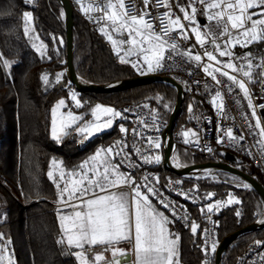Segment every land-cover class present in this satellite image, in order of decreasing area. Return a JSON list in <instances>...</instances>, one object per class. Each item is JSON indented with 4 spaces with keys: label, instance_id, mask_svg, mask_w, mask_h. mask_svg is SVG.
<instances>
[{
    "label": "snow or ice",
    "instance_id": "1",
    "mask_svg": "<svg viewBox=\"0 0 264 264\" xmlns=\"http://www.w3.org/2000/svg\"><path fill=\"white\" fill-rule=\"evenodd\" d=\"M24 2L30 5L34 0H24ZM78 4L89 19H95L102 24L100 33L111 43L119 62L131 63L141 75L163 68L166 60L180 57L186 63H194L196 67L201 68L217 85L221 83L217 74L226 77L227 81L231 82L230 85H226L230 91L238 88L243 98L247 100V107L252 110L251 116L255 118L254 127L260 129L259 135L264 137V128L261 127V121L255 111L256 107L264 109V104L253 105L252 93L245 82L253 81L256 69H259L257 74L260 79L264 80V58L253 64L255 56L252 52L237 56L233 51L236 46L249 47L253 43L264 42V0H185L183 4L179 0H141L139 6L136 0H98V2L89 0L87 5L78 0ZM197 5L201 7L198 9ZM161 9L164 11H160ZM174 9L182 13V16ZM93 11L102 15L92 17L90 13ZM198 14L205 17V25L198 24L196 20ZM32 21L31 12L24 11L22 23L25 35L34 32L30 27ZM182 21L188 22L187 25ZM213 21L219 31H212L209 27V23ZM202 28L208 31H202ZM189 31L195 37V44L184 48L182 42L190 39ZM59 43L62 44L63 41ZM196 45L204 49L203 53L193 51ZM44 47L41 44L37 50L42 51ZM219 57L228 59L221 60ZM203 58H206L207 63L203 62ZM234 59L243 63L238 66L233 62ZM7 67L9 62L0 54V68ZM230 73H239L244 79H238L236 75ZM62 75L61 73L55 77L56 83H60ZM42 80L46 85L48 84L47 74L42 76ZM211 87L206 84L209 92ZM71 99L75 101L77 108L81 107V102L75 93H72ZM211 103L221 117L228 118L219 89L212 96ZM236 103L239 104L240 101L237 100ZM67 107L65 99H60L51 109V138L58 144L69 134L65 129H72L87 140L95 133L112 128L115 118H128L112 107H102L97 104L91 109L92 121L81 124L84 117L69 110L66 114L60 115L58 129V113L62 108ZM144 107L148 108L149 105L145 104ZM167 107L161 105V109ZM159 111V109H151L150 113L146 114L147 121L144 117L137 118L141 128L131 130L133 137L131 146L126 139H121L107 148L98 149L90 157L91 163L85 161L79 165V171L73 170L67 173L59 171L58 179L53 171L47 173L58 189L57 203L72 209L63 214L59 211L57 213L62 233L57 243H66L68 249H75L76 251L68 254L74 255L78 264H178L176 246L180 237L172 233L168 225L180 220L186 221L184 226L190 227L193 236L197 235L200 226L196 222L187 223L188 217L180 215L178 211L181 207L179 202L164 199L155 187L153 180L158 183V177L144 175L142 181H137L133 175L135 170L162 163V155L156 151L162 147L161 138L158 135L145 136L141 130L147 128L154 132L160 131L162 118ZM191 111L190 106L189 112ZM252 127L253 125L250 124V128ZM119 131L123 134L129 132L124 125L119 126ZM217 131L221 133L217 137L218 144L224 145L227 142L228 146L235 147L237 151L252 155L251 147L255 145L249 146L243 134L237 138L231 128L224 129L220 126H217ZM181 135L185 145L199 147L200 137L197 132L185 130ZM190 135L193 137L192 140L188 139ZM137 141H146V147L143 150L137 147ZM257 143L260 154L264 155V139ZM205 150L209 153L213 151L210 147ZM133 154L139 157V162L132 159ZM173 160L175 167L182 166L175 158ZM52 163L57 165L58 162L54 160ZM261 166L264 167V163ZM122 167L133 171H121ZM59 181L64 182L63 187ZM175 183L179 185L181 181L177 180ZM121 186L130 188L131 193L120 191ZM238 186L249 187L247 183ZM174 191L184 200L190 198L189 194L181 189ZM197 192L198 189L192 190L193 203L197 198ZM150 197L156 198L165 209H169L172 219L163 212L157 211L152 206ZM207 199L211 200L212 194H208ZM227 203L239 204L241 201L230 197ZM213 204L215 202L207 205L206 209L201 207L200 211L213 213L216 210ZM183 207L186 208V205ZM216 207L219 205L217 204ZM236 214L240 215L239 212ZM202 231L205 240L201 248L207 253L211 233L208 229ZM5 239L0 233V264H13L12 254L9 252L11 241L5 243ZM124 241L132 244L131 252L119 247ZM259 244L260 242H257L258 246ZM210 250L215 253V240H212ZM6 253L7 260H5ZM107 254H110V257ZM132 254L135 256L134 260L130 259Z\"/></svg>",
    "mask_w": 264,
    "mask_h": 264
},
{
    "label": "trees",
    "instance_id": "2",
    "mask_svg": "<svg viewBox=\"0 0 264 264\" xmlns=\"http://www.w3.org/2000/svg\"><path fill=\"white\" fill-rule=\"evenodd\" d=\"M71 5L73 66L77 77L83 82L100 85L138 76L130 64L119 62L106 37L82 18L76 5ZM24 11L32 14L34 31L45 46L44 54L33 49L23 32ZM249 49L264 55V42L253 43ZM65 50L63 10L56 0H34L30 5L24 0H0V54L9 62V67L0 68V233L11 241L15 264H78L75 256L68 254L76 250L68 249L66 243H57L62 236L55 207L58 189L47 173L54 160L66 170H73L104 139L112 137V140L118 134L116 124L82 145L69 134L59 144L52 140L51 109L60 99L69 104L68 91L74 89L65 74ZM61 73V81L56 83L55 77ZM44 74L48 76L47 85L42 80ZM77 95L82 104L76 111L84 117L81 124L92 120L91 109L97 104L120 110L131 103H145L159 109L168 122L176 100V91L159 83L109 94L77 92ZM162 104L168 107L161 109ZM190 106L205 107L199 98L185 97L174 136L182 126L190 127ZM175 142L173 158L183 166L218 160L217 156L209 158L193 153L180 138L175 137ZM242 160L237 168L261 184L256 171L247 160ZM157 171L161 179L167 175L181 181L184 187H197L214 192L216 196L229 189L200 178H179L164 171L161 164ZM219 175L226 174L220 172ZM232 191L241 203L212 214L217 224L218 241L259 217L264 218V207L255 192L250 189ZM193 213L200 226L196 236L190 228L172 223L173 232L180 237L176 246L178 264H205L201 248L204 225L194 210ZM261 238H264V228L238 238L226 249L222 264L231 262L249 242Z\"/></svg>",
    "mask_w": 264,
    "mask_h": 264
},
{
    "label": "built area",
    "instance_id": "3",
    "mask_svg": "<svg viewBox=\"0 0 264 264\" xmlns=\"http://www.w3.org/2000/svg\"><path fill=\"white\" fill-rule=\"evenodd\" d=\"M71 4L76 5L79 10L80 15L84 20L92 24L95 29L100 33V28L102 26L101 23L96 22L95 19H89V16L86 15L81 10L80 4H78V0H68ZM80 2L84 5H87L89 0H80ZM98 2V0H97ZM141 0H136L137 5H140ZM154 11V10H153ZM160 11H164L161 9ZM178 15L180 13L178 10L174 9ZM92 17L102 15V13H97L93 11L90 13ZM187 25L186 21H182ZM101 34V33H100ZM190 39L186 42H182L184 48H188L191 45L195 44V37L191 35L189 31ZM208 45H206L207 47ZM193 51H198L203 53L204 49H201L199 45L193 49ZM203 62L207 63L206 58H203ZM153 74L167 76L174 79L177 83H179L183 89L184 98H193L197 97L201 100L204 108H192V111H188V121L190 127L193 132H197L199 134V147L190 146V150L193 153L201 154L207 156L209 158H214L217 156L218 151H228L240 159H245L249 163V165L256 171L258 176L260 177L262 187L264 188V167H262V163H264V155L260 154L259 144L257 141L264 139V137L260 136V129H256L255 118L251 116V109L247 107V100L243 98V94L240 92L238 88L230 91V88L226 85H230L231 82L227 81L226 77L220 76L217 74L218 79L221 81L220 84H216L211 80V77H208L204 74L201 68L196 67L194 63H186L180 57H175L174 59H169L164 62V67L156 70ZM232 75H236L238 79H243L241 75L238 73H230ZM200 83L197 84L196 82ZM246 82V81H245ZM206 84L211 85V91L209 92L206 89ZM246 86L249 87L252 93V102L253 105L264 104V82H260L257 84H249L246 82ZM219 89L221 92V96L223 98L224 110L227 114L228 118H223L217 112L216 108L212 105L211 100L212 96L215 94V91ZM239 100L240 103H236ZM219 103V102H218ZM145 103H131L126 104L121 108V112L124 116H127V119L119 118L116 131L118 135L111 140V145L115 144L116 141L121 139H126L128 144L131 146L133 143V137L131 134V130L133 128H141L139 124L138 117H144L147 121V115L149 114L152 107L145 108ZM148 105V104H147ZM129 110V111H125ZM263 109L256 107V115L261 121V127L264 128V115L261 114ZM160 117L162 118V122L160 124V131L154 132L150 131L147 128H142V132L145 136H159L161 138L162 147L158 151L163 157V146L165 144V129L167 126V122L163 119L161 113L159 112ZM196 117H200L197 119ZM209 120L211 121L209 123ZM250 124L253 125L250 128ZM124 125L128 128L129 132L127 134H123L119 131V126ZM217 126L221 128L227 129L231 128L235 137L239 138L243 134L245 136V142L249 145H255V147H251L252 155H246L241 151H237L235 147L228 146L226 142L224 145L217 143V137L221 135L219 131H217ZM186 126H182L178 133L174 136V138H179V133L184 130ZM193 137L190 139L192 140ZM137 147H141L143 150L146 147V141H137ZM210 147L213 151L209 153L205 149ZM131 149H129L130 151ZM218 158V157H217ZM117 159H119L117 157ZM133 160L139 162V157L133 154ZM158 165L145 166L139 170H131L125 167H122L124 171H133V175L137 181H142L144 175H152L153 177H158L159 182L153 183L155 187L162 194L164 199L169 201H178L180 204V208L178 211L180 215H186L188 217L187 223L196 222L193 210L197 213L199 220L203 223L204 229H208L211 233V238L208 241V249L209 251L203 253V260L205 264H214V256L215 253L211 252V243L212 240H215L216 247L219 243L217 239V224L213 219L212 213L201 212L200 208L204 207L206 209V201L203 193L197 187H184L181 183L177 185L175 183V179H172L165 175L163 179H161L158 171ZM181 189L184 193H188L190 198L188 200L182 199L181 195L177 194L174 190ZM193 189H198L196 193V200L193 203L191 200V194ZM129 190H131L129 188ZM152 201H154L162 210H164L171 217L170 210L165 209L162 204L158 202L156 198L150 197ZM186 205V208L183 207ZM56 209L59 211L63 205H55ZM172 219V217H171ZM186 221L180 220L175 222V224L189 229L190 227H185ZM205 240V234L203 232V242ZM8 239H5V243H7ZM257 242H260L259 246ZM9 252L12 254V262L15 264V256L11 250V244L9 245ZM8 254H5V260L7 259ZM264 238L252 240L247 244L244 250H242L231 262L227 264H264Z\"/></svg>",
    "mask_w": 264,
    "mask_h": 264
},
{
    "label": "water",
    "instance_id": "4",
    "mask_svg": "<svg viewBox=\"0 0 264 264\" xmlns=\"http://www.w3.org/2000/svg\"><path fill=\"white\" fill-rule=\"evenodd\" d=\"M56 1L61 6L64 16V33L66 48L65 74L70 85L74 88L76 92L109 94L154 83L165 84L172 87L176 91V100L173 110L169 116L164 133L165 144L163 146V160L161 163V167L163 168V170L179 178H196L200 174L206 172H212L214 174L220 172L225 173L236 178L242 183H247L249 185L248 189L256 193L264 207V188L251 175L244 173L237 168L238 165L243 163V160L228 151H218V160L216 161H209L201 164H190L186 166L182 165L179 168L175 167V163L173 161V153L176 147L174 130L181 114V108L184 101V93L181 85L177 83L174 79L167 76L146 74L100 85L89 84L80 80L77 77L73 66L72 5L68 0ZM261 114L264 115V109L261 111ZM261 221H264V218H262L261 220H257L242 228H239L222 238L216 247L214 264H222V259L226 249L230 247L238 238L244 237L250 233L263 229L264 223H261Z\"/></svg>",
    "mask_w": 264,
    "mask_h": 264
},
{
    "label": "rangeland",
    "instance_id": "5",
    "mask_svg": "<svg viewBox=\"0 0 264 264\" xmlns=\"http://www.w3.org/2000/svg\"><path fill=\"white\" fill-rule=\"evenodd\" d=\"M179 2L180 3H185V0H179ZM201 6L200 5H197V8L199 9ZM253 11H255V10H253ZM180 15L182 16V13H180ZM196 20H197V22H198V24L200 25V26H203V25H205L206 24V20H205V17H203V16H200L199 14L197 15V17H196ZM188 23V22H187ZM30 27L32 28V29H34L33 28V21H32V24L30 25ZM209 27L211 28V30L212 31H219L217 28H216V26H215V22L213 21V22H210L209 23ZM202 31H208V29H206V28H202ZM26 36V38H27V40H28V42L31 44V46L33 47V49L36 51V52H38V53H40V54H42V52H43V54L45 53V47H44V49L42 50V51H38L37 49L40 47V45L41 44H43L42 42H41V40L39 39V38H37L38 36H37V34L35 33V31L34 32H30V34L29 35H25ZM126 38V37H125ZM211 38V36H210V34H209V39ZM107 39V38H106ZM225 39H226V37H225ZM108 41V40H107ZM109 42V41H108ZM44 45V44H43ZM109 45H110V47H111V49H112V51H113V48H112V45H111V43L109 42ZM246 47H240V46H236L234 49H233V51L236 53V55L237 56H241V54H243V53H245L244 52V49H245ZM114 52V51H113ZM115 53V52H114ZM116 55V54H115ZM253 55L255 56V59L253 60V64H256V63H258L262 58H264V55H261V54H256V53H253ZM219 59H221V60H227L228 58L227 57H219ZM237 61H239V64L237 63ZM133 62H135L134 60H133ZM233 62L234 63H237L238 64V66L241 64V63H243V61H241V60H236V62L233 60ZM130 65H131V63H129ZM135 69V72L138 74V75H141V73H140V71H138L137 70V68H134ZM155 71H153V72H150V73H147V74H153ZM259 72V69H256V71L254 72V74H253V81H251V82H249V81H246V82H248L249 84H251V83H253V84H257V83H260L261 82V80H260V77L258 76V73ZM239 74V73H238ZM144 75H146V74H144ZM239 75H241V74H239ZM242 76V75H241ZM242 78H243V76H242ZM244 79V78H243ZM72 93H75L76 94V96H77V99L79 100V98H78V95H77V92L74 90V89H69V91H68V99H69V104H67L68 105V107L67 108H62L61 110H60V113H58V123H57V127H58V129H59V127H60V119H59V117H60V115L61 114H66V112L67 111H69V110H71L74 114H76V115H79V114H77V107L75 106V101H73L72 99H71V95H72ZM0 94H1V92H0ZM80 101V100H79ZM82 104V103H81ZM99 105H101L102 107H110V106H106V105H103V104H99ZM114 109V108H113ZM115 110V109H114ZM116 111H120L121 112V109L120 110H116ZM93 119V118H92ZM115 119H117V118H115ZM115 119H114V121H115ZM92 121V120H91ZM111 129V128H110ZM110 129H106V130H104V131H102V132H99V133H95L94 135H92L91 137H89L88 139H91V138H93V137H96V136H101V135H103L105 132H107V131H109ZM50 130H51V128H50ZM72 129H65V131H67L68 133L71 131ZM117 132V131H116ZM118 135V134H117ZM69 136L70 137H73V139H75V140H79V145H82V144H84L86 141H88V139L87 140H84L83 139V137L82 136H80L79 134H77V133H75L74 131L72 132V133H69ZM64 138V137H63ZM62 138V139H63ZM111 138L112 137H110V138H108V139H104L102 142H101V144L100 145H109V143H110V141H111ZM81 142V143H80ZM107 148V147H106ZM97 150L98 149H101V148H99V147H97L96 148ZM96 151V150H95ZM89 158V157H88ZM88 158H86V159H88ZM85 159V160H86ZM85 160H83V162H85ZM162 160H163V157H162ZM60 165L63 167V165L60 163ZM61 166H53V167H51V169H50V171H53L54 172V175H58V170H60L61 169ZM198 178H200V179H202V180H206L208 183H211V184H222V185H224V186H227V187H229V189H231V190H229V189H224V190H222L221 192H220V195L219 196H216L215 195V193L214 192H209V191H206V190H201V189H199L202 193H203V195H204V197H205V201H206V205H209L210 203H213V202H215V204H213V206H214V208L216 209L212 214H214V213H217L218 211H220L221 209H223V208H225V207H228V206H231V205H233V204H235V203H232V204H228L227 203V201L229 200V198L231 197V198H235L236 200H238L237 199V197H235V195L233 194V191L232 190H236V191H241V190H245V189H248V188H244V187H241V186H238V185H242V184H244V183H242V182H240L239 180H237L236 178H234V177H232V176H230V175H223V176H220L219 175V173H212V172H206V173H203V174H200L199 176H197L195 179H198ZM102 194V193H101ZM208 194H212V199L211 200H209V199H207V196H208ZM219 205V207H216V205ZM63 209H64V207H63ZM60 210V209H59ZM157 211H160V210H157ZM162 212V211H161ZM263 217L261 216V217H259L257 220H261ZM123 249H125V250H128L129 251V248H127V247H125V248H123ZM109 257H110V254H107ZM76 258V257H75ZM7 260V259H6ZM76 261H77V259H76ZM77 263H78V261H77Z\"/></svg>",
    "mask_w": 264,
    "mask_h": 264
},
{
    "label": "crops",
    "instance_id": "6",
    "mask_svg": "<svg viewBox=\"0 0 264 264\" xmlns=\"http://www.w3.org/2000/svg\"><path fill=\"white\" fill-rule=\"evenodd\" d=\"M238 47V46H237ZM244 52L245 53H247V52H252L250 49H249V47H246L245 49H244ZM252 53H254V52H252ZM236 60L237 59H234V61L236 62ZM237 63L239 64V61H237ZM236 63V64H237ZM237 64V65H238ZM261 80V79H260ZM261 82H264V80H261ZM251 84H253V83H251ZM118 120H119V118H117V119H115V121H114V123H113V126H112V128L118 123ZM111 128V129H112ZM110 129V130H111ZM185 130H187V131H190V132H193L192 131V129H191V127H189V126H186V128L184 129V130H182L180 133H179V138H180V140L182 141V139H183V137H182V135H181V133L183 132V131H185ZM106 133V132H105ZM192 138V136L190 135L189 137H188V139L190 140ZM89 140V139H88ZM81 143V142H80ZM108 146H111V141H110V143H109V145H100L99 146V148H106V147H108ZM96 151H97V149H96ZM96 151H94L90 156H89V158L88 159H86L85 161H89V163H91V161H90V157L92 156V155H94L95 154V152ZM83 163V161L79 164V165H81ZM79 165L76 167V168H74L73 170H77V171H79ZM53 166H61L60 165V163H57V165H53V163H52V167ZM73 170H66L64 167H62L61 166V169L60 170H58V173H59V171H64L65 173H67V172H70V171H73ZM121 171H124L122 168H121ZM57 179H58V175H57ZM60 182V184H61V187H63V181H59ZM119 190L120 191H125V192H129V193H131V190H129V188L127 187V186H121L120 188H119ZM101 194V193H100ZM103 194V193H102ZM151 203H152V206L154 207V208H156L157 210H160V211H162L166 216H169L168 215V213H166L164 210H162L154 201H152L151 200ZM58 205H61V204H59L58 203ZM64 206V205H63ZM72 209L70 208V207H65L64 206V209H63V207L59 210V212H61V214H63L64 212H70ZM169 218L171 219V217L169 216ZM59 225H60V220H59ZM168 228H169V230L172 232V233H174L173 232V230H172V224H169L168 225ZM119 247H121V248H125V247H127V248H129V252H131V249H132V244H130V243H128L127 241H124V242H122L120 245H119ZM130 259H132V260H134L135 259V256H134V254H132L131 256H130Z\"/></svg>",
    "mask_w": 264,
    "mask_h": 264
}]
</instances>
